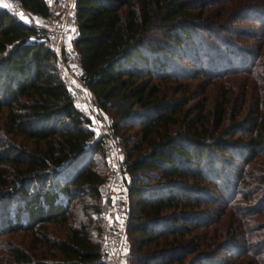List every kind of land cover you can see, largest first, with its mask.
<instances>
[{
	"label": "trees",
	"instance_id": "trees-1",
	"mask_svg": "<svg viewBox=\"0 0 264 264\" xmlns=\"http://www.w3.org/2000/svg\"><path fill=\"white\" fill-rule=\"evenodd\" d=\"M17 1L31 13L51 11L45 0ZM74 6L83 81L112 118L128 173L131 264H264V221L252 227L253 220L244 217L264 213V161L244 170L258 156L264 160V74L245 77L234 95L235 83L220 86L208 105L211 78L227 70L212 75V62L217 58L219 67L227 58L210 61L204 54V66L195 44L202 32L219 36L222 30L255 37L258 51L264 45V0H74ZM250 14L258 16L259 26L245 35L239 22ZM41 36L0 7V235L32 234L47 259L33 264H109L98 235L82 221L62 238L48 235V224L66 223L70 204L84 196L97 202L102 235L106 167L103 145L74 107ZM224 44L222 51L233 54L238 67L246 62L240 46ZM176 55L199 67L173 69ZM250 63L235 72H252ZM177 74L204 78L194 89L188 81L182 86L183 93L197 88L201 94L191 105L192 92L171 97L164 87ZM94 154L102 156L103 170L90 166ZM233 167L237 181L225 177ZM208 183L224 197L207 190ZM258 190L263 193L251 199ZM240 198L248 204L237 206ZM214 202L237 208L238 218L229 219L221 233L216 224L223 210L207 207ZM240 225L255 229L259 239L248 243ZM228 245L256 257L221 256ZM11 255L19 264H32L21 248Z\"/></svg>",
	"mask_w": 264,
	"mask_h": 264
},
{
	"label": "rangeland",
	"instance_id": "rangeland-1",
	"mask_svg": "<svg viewBox=\"0 0 264 264\" xmlns=\"http://www.w3.org/2000/svg\"><path fill=\"white\" fill-rule=\"evenodd\" d=\"M258 16H254L253 14H250L249 18H245L244 20L239 22V25L243 27V32H245V35H250L249 33H253V31L257 30L258 25ZM221 32H219L221 35L217 36V34H210L208 35L206 32H202V35H199V38L196 39V45L199 48V46L202 48V52L201 53V59L204 60V66L206 65V60H205V56L204 54H207L208 57H212L210 59L213 60V58L216 57V55H221L222 58H227L225 63H223L221 66L216 67V64L218 61L217 58L215 62L213 63V68H211V72L212 75L213 74H218L220 73L221 70H226L225 73H223V77L218 78V77H212L211 81L212 84L210 83L207 88H206V93L208 95V105H211V103L214 101V99H216L217 94L219 92V88L220 86L223 87V89L227 88L229 85L235 83V89L234 90V94H236L237 92H240V88L238 87L239 83L245 79H247V77L251 76L252 73H263L264 74V45L262 48H258L257 51V42L255 37H248V36H244V34L239 33V34H232L229 32H225L220 30ZM204 37L201 38V37ZM221 36H225L227 37L226 41L231 42V44L233 45H238L240 46L241 49L240 53H245V57H246V62L241 65L240 67H238V63L236 62L237 59H235V62L233 61L234 56L233 54H230L229 52L227 54H225L226 52L222 51L225 49V42H223L221 40ZM222 47L220 50L217 47ZM200 48V49H201ZM205 48V49H204ZM217 49V50H216ZM255 51V54H259V56H257L255 58V56H253V53ZM253 52V53H252ZM224 56V57H223ZM198 58V57H197ZM241 58V57H240ZM240 60V59H239ZM229 61V63H228ZM252 61V62H251ZM171 65L174 67L173 69H185V68H190L189 70H193V68L199 67V64L193 62L192 60H188L187 57H179V56H173L171 58ZM201 62V61H200ZM251 62V63H250ZM250 63V68L253 70L252 72H247L245 73L244 71H238L235 72V67L236 69H242L243 67H248ZM238 65V66H237ZM170 71L173 69L171 68V66H169L168 68ZM234 70V73L231 72ZM232 74H231V73ZM192 73V72H191ZM198 75H200L198 73ZM178 80H170L167 82V84L164 86L168 89L171 97H181L183 95H189L190 92L193 93V95H195V98L190 100L189 104L187 105H191L194 101L198 100L201 98V94L199 93V90H197V88L195 90H189L186 93H183V88L182 86L184 85V83H186L187 81L189 82V86L190 88L194 89L197 85V83L201 80H203L204 78L201 76H197L196 78L193 79H189L187 77H183L181 74H177L176 75ZM182 76V77H181ZM249 79V78H248ZM232 95V96H233ZM248 101V102H247ZM249 103L250 102V96L249 93L246 96V100L245 103ZM245 109V108H244ZM110 116V115H109ZM111 118V116H110ZM112 119V118H111ZM118 135V134H117ZM119 136V135H118ZM120 140V137H119ZM119 152L122 154V149L120 148L119 145ZM262 157L258 156L256 159L252 160L250 162V164L246 165L244 170H246V167H253L254 165H256L258 162L260 161H264ZM238 161V159L236 160ZM90 166L103 170V166H102V156L100 154H94L92 157V161ZM226 168V167H223ZM230 172H226L225 173V177H227L229 180H233V181H237V171L235 169V167L230 168L229 170ZM230 173V174H228ZM247 175V171H245V176ZM241 183V182H240ZM239 183V184H240ZM205 185V184H204ZM213 183H208L206 188L207 190H211L214 192V194L218 197H224L223 194H220L219 192L216 191V189H214L213 187ZM239 186H237L238 189ZM245 188L241 189V191H244ZM261 193H263L262 191L258 190L256 192V194L253 196V200H256ZM226 195V194H225ZM228 196V195H226ZM237 206L243 207L242 205L244 204H248V202L243 198L240 200ZM96 205L97 206V202L93 201L90 197L88 196H84L81 199H76L74 200L71 204H70V209H71V215H69V218L67 220L66 223H49L48 224V235L52 238H62L66 235V233L69 230V226L76 224L80 221L86 223V225L88 226V230L90 232V234L93 237H99V239L103 240V219H102V235L101 233H97L100 230V225H99V215H98V211L96 209L93 208V206ZM215 205H218V207H220L221 210H223V212L219 215L220 221L218 222L217 225V231L218 232H222L223 230H225V223L230 219V220H235L238 217L235 216L236 214L234 213L236 211V209L232 208H226L225 209V204H222L221 202L217 203L214 202L213 204H208L207 207H209L208 209H210L211 207H214ZM258 206V205H257ZM204 208H207L206 205L203 206ZM225 209V210H224ZM254 211V210H253ZM236 217V218H235ZM247 219L253 220V225L252 227H256L260 224V222L264 221V213H259V214H255V213H250L249 216H244ZM250 222V221H249ZM250 225V223H249ZM213 226H211L208 229V233L207 234H211L212 230H215V228H212ZM228 227V225H226V228ZM246 228V227H245ZM249 228V227H247ZM244 229V226L240 225V228L238 231H244L246 232V237L248 243L249 241H251L252 243H255L256 240H258L259 238V234H255V229L254 230H248V229ZM202 233V232H201ZM125 237H126V241L128 243V252H127V258L130 260L129 257V246H130V239H129V235L128 233L125 231ZM243 237L239 238L241 242H243ZM249 237V238H248ZM218 239L222 240L221 236H218ZM260 241V240H259ZM245 245V244H244ZM257 245H258V241H257ZM232 246V245H231ZM230 245L227 246V248H225L224 250H222L223 254H220L221 256H223L224 254H227L228 256H234L235 260H239V259H244L247 257H253L255 255V253L252 254V250H247L245 249L243 254L240 253V250L234 249L233 247H231ZM231 247V248H230ZM13 248H21L24 251H26L28 253V255H30V257L32 258V264L36 263L37 261H47V259L45 258L46 256V252H44V248L41 247L40 245H38V243L35 242L34 236L32 234H30L29 232H4L3 234L0 235V264H19L17 261H15L11 255V250ZM48 253V252H47ZM44 254V255H43ZM260 256V255H259ZM109 264H114L112 262H109Z\"/></svg>",
	"mask_w": 264,
	"mask_h": 264
},
{
	"label": "built area",
	"instance_id": "built-area-1",
	"mask_svg": "<svg viewBox=\"0 0 264 264\" xmlns=\"http://www.w3.org/2000/svg\"><path fill=\"white\" fill-rule=\"evenodd\" d=\"M51 11L43 16L25 10L17 0H0L17 20L34 25L54 53L55 64L74 107L88 120L94 137L104 148L106 175L101 184V216L103 219L102 249L109 262L131 264L127 258L128 243L125 237L130 205L128 173L119 152V136L109 114L92 100V94L83 81L79 56L74 46L78 34L74 0H45ZM7 5V6H5Z\"/></svg>",
	"mask_w": 264,
	"mask_h": 264
},
{
	"label": "snow or ice",
	"instance_id": "snow-or-ice-1",
	"mask_svg": "<svg viewBox=\"0 0 264 264\" xmlns=\"http://www.w3.org/2000/svg\"><path fill=\"white\" fill-rule=\"evenodd\" d=\"M5 6H7V5H5Z\"/></svg>",
	"mask_w": 264,
	"mask_h": 264
}]
</instances>
